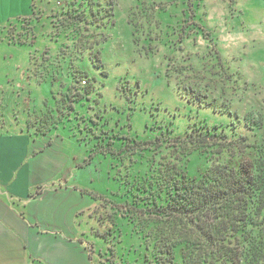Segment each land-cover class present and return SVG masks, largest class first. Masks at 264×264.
<instances>
[{"label":"rangeland","instance_id":"rangeland-1","mask_svg":"<svg viewBox=\"0 0 264 264\" xmlns=\"http://www.w3.org/2000/svg\"><path fill=\"white\" fill-rule=\"evenodd\" d=\"M73 1L4 6L0 135L57 138L61 154L45 153L51 173L34 192L69 190L80 200L47 199L52 214L68 218L65 233L47 235L82 240L92 264H146L134 223L107 218L133 176L149 168L137 154L126 169L119 150L130 140L152 141L141 144L151 155L158 138L164 147L195 127L257 124L264 117V7L258 0ZM75 7L87 9L84 20L72 19ZM71 66L82 72L81 84ZM207 166L196 154L187 171L200 177Z\"/></svg>","mask_w":264,"mask_h":264},{"label":"trees","instance_id":"trees-1","mask_svg":"<svg viewBox=\"0 0 264 264\" xmlns=\"http://www.w3.org/2000/svg\"><path fill=\"white\" fill-rule=\"evenodd\" d=\"M83 9L71 8L72 19L84 20ZM71 67L73 81L81 84L82 72ZM263 119L237 122L229 130L195 127L184 137H168L164 147L158 138L151 155L141 144L152 141L123 142L119 160L129 162L126 169L139 162L137 154L149 168L133 176L115 217L107 218L134 223L146 264H264ZM196 154L208 166L200 177H190L187 164Z\"/></svg>","mask_w":264,"mask_h":264},{"label":"crops","instance_id":"crops-1","mask_svg":"<svg viewBox=\"0 0 264 264\" xmlns=\"http://www.w3.org/2000/svg\"><path fill=\"white\" fill-rule=\"evenodd\" d=\"M30 137L0 135V264H92L82 240L85 247L77 240L67 242L46 234L53 228L65 233L63 227L68 225V218L59 220L57 212L49 211L47 199L68 204L70 200L79 202L80 196L57 188L34 192L36 183L51 173V168L46 172L49 157L45 153H61L54 146L57 138ZM28 143L29 154L23 145ZM78 204L73 205L75 211Z\"/></svg>","mask_w":264,"mask_h":264},{"label":"snow or ice","instance_id":"snow-or-ice-1","mask_svg":"<svg viewBox=\"0 0 264 264\" xmlns=\"http://www.w3.org/2000/svg\"><path fill=\"white\" fill-rule=\"evenodd\" d=\"M14 0H0V14H2L4 6L6 4H10L13 3ZM259 2V6L264 7V0H258ZM262 56H264V53L261 54Z\"/></svg>","mask_w":264,"mask_h":264}]
</instances>
